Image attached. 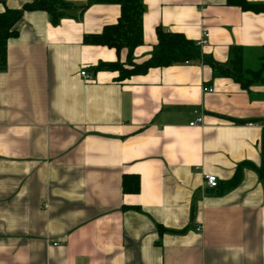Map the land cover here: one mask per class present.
<instances>
[{"label": "crops", "instance_id": "0c3cea01", "mask_svg": "<svg viewBox=\"0 0 264 264\" xmlns=\"http://www.w3.org/2000/svg\"><path fill=\"white\" fill-rule=\"evenodd\" d=\"M31 1L0 0V13ZM64 1L73 9L56 25L25 12L6 45L0 264H264V83L244 90L200 61L121 79L101 65L128 68L126 49L83 43L117 23L119 6ZM142 3L135 64L157 28L194 43L206 32L200 52L219 64L231 48L247 70L264 59V13L226 0Z\"/></svg>", "mask_w": 264, "mask_h": 264}, {"label": "trees", "instance_id": "16d2710c", "mask_svg": "<svg viewBox=\"0 0 264 264\" xmlns=\"http://www.w3.org/2000/svg\"><path fill=\"white\" fill-rule=\"evenodd\" d=\"M88 4L119 6L120 14L117 23L105 27L100 34L85 35L83 43L115 49L117 52L126 49L128 68H124L120 63L101 65L105 69L117 71L121 79L145 74L150 68L200 61L203 65L208 66L215 76L230 78L244 90L253 83L259 81L264 83V59L256 70H247L242 64L241 49L231 48L227 63L219 64L211 57L201 54L200 48L183 35L167 33L161 28L156 29L157 44L150 57L141 64H135L132 62L133 51L143 44L144 6L142 0H89ZM226 4L236 7L242 12L264 13V4L262 3H252L249 0H226ZM72 9L73 6L64 0H32L19 10L5 9L3 13H0V70H3L6 64L7 41L17 36V25L25 12L43 11L49 15L51 23L56 25ZM259 175L264 181V174L259 171ZM238 179L239 172L237 171L229 186L236 184ZM122 188L125 193H137V179L124 177Z\"/></svg>", "mask_w": 264, "mask_h": 264}, {"label": "built area", "instance_id": "2783aa9c", "mask_svg": "<svg viewBox=\"0 0 264 264\" xmlns=\"http://www.w3.org/2000/svg\"><path fill=\"white\" fill-rule=\"evenodd\" d=\"M207 38H208V34L206 32L202 33L201 38L195 43V45L198 48L203 47L207 43ZM80 75L82 77H85L86 79H90L91 78L85 72H81ZM203 91L204 92H212V89L203 88ZM194 114H197V112L194 111ZM201 125H203V117H202V115L197 116L192 122L189 123L190 127L201 126ZM204 181H205L206 186L208 188H210V189H214L218 185V181H217L216 177H214L212 175H205L204 176ZM197 231H199V229H197Z\"/></svg>", "mask_w": 264, "mask_h": 264}]
</instances>
